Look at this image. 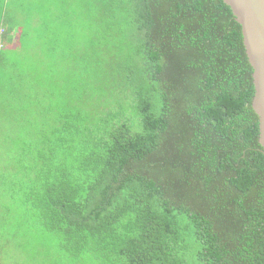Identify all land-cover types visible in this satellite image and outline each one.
<instances>
[{
	"label": "trees",
	"instance_id": "1",
	"mask_svg": "<svg viewBox=\"0 0 264 264\" xmlns=\"http://www.w3.org/2000/svg\"><path fill=\"white\" fill-rule=\"evenodd\" d=\"M254 95L223 0H0V264H264Z\"/></svg>",
	"mask_w": 264,
	"mask_h": 264
},
{
	"label": "water",
	"instance_id": "2",
	"mask_svg": "<svg viewBox=\"0 0 264 264\" xmlns=\"http://www.w3.org/2000/svg\"><path fill=\"white\" fill-rule=\"evenodd\" d=\"M241 26L245 51L253 68L252 107L259 117V143L264 148V0H223Z\"/></svg>",
	"mask_w": 264,
	"mask_h": 264
}]
</instances>
